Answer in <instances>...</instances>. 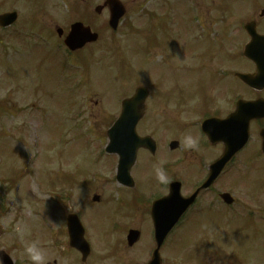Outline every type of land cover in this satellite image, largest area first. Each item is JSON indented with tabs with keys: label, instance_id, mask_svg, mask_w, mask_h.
<instances>
[{
	"label": "rangeland",
	"instance_id": "rangeland-1",
	"mask_svg": "<svg viewBox=\"0 0 264 264\" xmlns=\"http://www.w3.org/2000/svg\"><path fill=\"white\" fill-rule=\"evenodd\" d=\"M209 1L186 0L185 12L173 17V28H162L169 22L159 11L153 21L149 15L139 16L137 28H119L116 32L93 28L101 35L100 42L77 59L80 54L68 58L61 42L53 43L59 39L58 28H50L47 36L50 29L43 26L0 29V250L16 264H31L25 248L33 243L43 250L45 264H81L80 257L68 247L66 219L72 213H80L87 241L92 244L87 264H147L151 260L155 246L149 224L143 226L142 242L133 249L127 247L125 231L142 224L141 208L132 210V205L147 203L161 192L157 169L163 171L165 164L181 154L187 156V168L202 164L206 169L212 161L199 162L203 152L198 149L201 138L197 122H184L180 115L190 111L199 118L203 113H216L220 106L197 112L202 91L210 95L215 91L212 101L220 100L221 106H226L219 81L220 63H210L211 58L201 60L195 54L208 41L211 44L212 39H220L219 29L229 28L232 21L228 14L217 15L220 0L216 6L215 1ZM237 1L226 3L232 13L264 3ZM151 7L155 8V0L144 9ZM263 9V4L256 8ZM40 12L55 19L67 33L74 24L66 22L70 14L64 8H41ZM241 17L243 22L247 15ZM239 21L235 19L236 24ZM152 24L159 30L150 28ZM161 29L169 30L172 36L163 35ZM154 32L153 41L160 35L174 47L172 52L167 46L158 49L159 44L148 42ZM37 35L43 36L40 49H35L40 47ZM50 35L54 38L47 42L45 36ZM141 44H146L147 52ZM152 46L157 49L150 51ZM243 49L238 39L231 49L236 59ZM181 53H185L183 61ZM214 58L220 61L221 57ZM185 61L191 71L182 67ZM244 62L234 64L235 70H245ZM140 86L151 92L144 120L147 128L141 126L140 130L154 136L159 146L155 159L140 155L144 165L135 170L139 172L135 179L139 183V176L145 174L149 182L137 186V197L132 195L135 190L115 182L117 158L107 157L105 149L108 131L120 115V102ZM189 136L194 146L187 145ZM173 141L180 142V149L171 155L167 151ZM243 164L244 159L239 158L218 186L220 193L231 191L239 201L246 198L236 173ZM177 174L178 170H170V176ZM95 195L101 197L99 204L92 202ZM218 205L224 208L219 201L216 210ZM251 206L249 210L234 206L233 213L225 214L219 209V220L213 223L208 216L192 215L169 239L162 256L164 264H264V203L251 202ZM252 211L255 215H243Z\"/></svg>",
	"mask_w": 264,
	"mask_h": 264
},
{
	"label": "flooded vegetation",
	"instance_id": "flooded-vegetation-1",
	"mask_svg": "<svg viewBox=\"0 0 264 264\" xmlns=\"http://www.w3.org/2000/svg\"><path fill=\"white\" fill-rule=\"evenodd\" d=\"M119 1L120 2H116L115 0H0V21L1 17L4 15L12 13L16 14L15 20L12 23L7 21L6 25H2L0 22V28H39L40 26L45 28H58L55 19L43 12L39 13V11L41 8H44V10H58L60 5H64L70 11L71 15L77 17L76 22L82 23L86 27L110 28L109 24L112 15L111 3H117L122 16L118 28H136L138 24V16L144 11V9L140 7H146L152 0ZM128 17L130 18L129 21L126 20ZM252 29L253 28H249V30ZM256 30L261 34H264V28H256ZM242 32L243 46L245 48L246 46L251 45L252 41L246 32V28H242ZM233 46V42L227 43V45L218 44L212 51L215 56L226 58L225 62L227 64L224 66L223 62L220 61L221 68L218 69L220 70V76L222 78L219 81H221L224 94H226L225 98H227L226 106H221L222 103L220 100L214 99L212 101V97L215 96V91H211V95L203 93L204 91H202V94H200V104L196 107L197 112L205 111L212 105L220 106L216 109V113H203V116H200L199 118H195L194 113L190 111H182V114L180 115L182 116L184 122L192 120L197 122L195 125H198V135L201 138L200 147L203 149V154H199V162H212L205 166L206 169L202 167V164H196L195 167L187 168L185 165L187 161L186 154H181L179 155V159L173 162H168L166 164L167 169L164 171L166 182H164L163 185L166 195H169L171 185L176 182L181 184V190L186 196H190L192 194V191L195 190L194 187H196V189L200 188L209 178V166L223 155L225 150L223 143L224 140L227 139L230 142H233V140L243 134L244 127L245 131H247L248 124V142L236 158L244 159L250 168L245 170V175H239L237 180H242L244 183L243 186L249 183L246 185L248 186V198L245 202H249V198H251L252 195L255 202L261 203L264 201L262 200L264 199V196L262 197L264 194V89L257 90L258 85H251L250 88L236 78L234 66L235 57L233 51L231 50ZM262 46L261 57H258L257 61H259L261 72L264 75V45ZM225 50L226 53L224 52ZM254 50L255 48H252V51ZM199 52L201 53V50H199L198 53ZM242 60H245L244 63L247 64L245 70H240L242 73L245 72L253 74L256 72L255 66L245 58L238 59V62H241ZM182 67H184V62L182 63ZM230 67L232 71L228 72ZM214 76L215 75L213 74L212 82L215 78ZM261 86L264 88V82ZM206 89L208 90L207 87ZM241 101L255 102V104L251 106L244 105L242 108H239L238 104ZM148 108L149 105L146 109L145 117L140 123V126L144 129L147 128L145 125L148 124L147 122H144L149 112ZM151 108L153 109V107ZM222 110H225V112L222 113ZM164 116L167 117V114ZM210 119L213 120L207 130L211 134L213 140L216 141L214 145L208 140L202 131L204 122ZM226 120H230V125H224L223 122ZM141 134L148 136L151 135L148 134V131L145 134ZM175 152L176 151L172 152L171 155ZM143 153L146 152L143 151ZM142 164H144V162ZM170 170H178V174L170 176ZM218 186L219 180L209 189L201 192L195 204L196 208L199 207L195 215L197 217L208 216L211 223L219 220L220 212L222 214H225L227 211L233 213L235 210L232 206L229 207L226 205H222L224 208L218 205V209H215L216 204L220 201V197L222 196V193L219 192ZM238 187H241V185H238ZM233 204L234 206L243 208V202L239 200H236ZM142 214H144V218H142L140 228L137 229H141L142 236L144 230L143 226H147L149 224L150 232L153 234L151 209H148V207L145 208Z\"/></svg>",
	"mask_w": 264,
	"mask_h": 264
},
{
	"label": "water",
	"instance_id": "water-1",
	"mask_svg": "<svg viewBox=\"0 0 264 264\" xmlns=\"http://www.w3.org/2000/svg\"><path fill=\"white\" fill-rule=\"evenodd\" d=\"M82 28H74V34L70 38L68 44L71 49H79L85 45L86 41L96 40L95 36H90V31H82ZM89 33V34H88ZM147 96V91L144 89L138 90L135 97L131 100L124 102L123 112L120 120L115 124L113 129L108 133L110 144L107 149L110 154H117L120 156V169L118 174V180L123 181L125 185H132L130 178V171L135 164L137 152L140 148H149L150 144L153 143L150 139H141L136 133L137 124L141 118V111L145 98ZM153 148V146H152ZM232 156L228 154L224 156L221 161L214 166L218 171L227 164ZM128 185V186H129ZM98 200V198H95ZM159 236L158 251L156 252V259L158 258V252L162 245L165 234V225L159 226ZM69 234H70V246L79 250L83 254V261H86L90 254V248L84 239V231L81 224L75 216L70 217L68 222ZM138 239V234L132 233L129 241L132 245ZM0 260L3 264H9V258L7 255L0 251ZM159 260V259H158Z\"/></svg>",
	"mask_w": 264,
	"mask_h": 264
},
{
	"label": "clouds",
	"instance_id": "clouds-1",
	"mask_svg": "<svg viewBox=\"0 0 264 264\" xmlns=\"http://www.w3.org/2000/svg\"><path fill=\"white\" fill-rule=\"evenodd\" d=\"M188 146H194L195 141L189 136L186 139ZM158 179L162 182H166V177L162 169H157ZM25 253L27 254L28 259L31 261V264H45V254L43 250L38 247L36 244H30L25 248ZM0 264H3V261L0 260Z\"/></svg>",
	"mask_w": 264,
	"mask_h": 264
}]
</instances>
